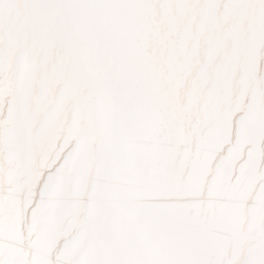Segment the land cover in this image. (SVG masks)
Masks as SVG:
<instances>
[{
    "label": "bare ground",
    "instance_id": "1",
    "mask_svg": "<svg viewBox=\"0 0 264 264\" xmlns=\"http://www.w3.org/2000/svg\"><path fill=\"white\" fill-rule=\"evenodd\" d=\"M264 11L210 13L198 3L178 9L151 0L141 17V55L152 79V116L131 141L124 182L140 184L144 159L174 169L189 183L170 193L188 201L189 221L202 224L238 199L240 227L264 201V79L250 60L264 50L257 28ZM59 82L37 77L23 89L0 80V264H95L108 246L90 211L93 177L58 170L55 191L37 192L56 157L71 109ZM18 104L22 120H18ZM70 140L71 137H68ZM51 182V181H50ZM125 198L124 219L140 249V264H161L175 241L156 219L140 215L156 185Z\"/></svg>",
    "mask_w": 264,
    "mask_h": 264
},
{
    "label": "snow or ice",
    "instance_id": "2",
    "mask_svg": "<svg viewBox=\"0 0 264 264\" xmlns=\"http://www.w3.org/2000/svg\"><path fill=\"white\" fill-rule=\"evenodd\" d=\"M151 0H0V80L21 89L33 79L43 86L59 82L71 109L64 133L49 146L55 164L41 176L37 192L49 195L62 165L74 177H93L89 205L97 237L108 246L95 264H140V249L124 216L129 193L156 185L157 195L141 203L140 215L158 221L175 245L161 264H264V201L241 229L238 199L216 210L202 224L189 221L188 201L170 193L185 178L174 169L144 159L138 185L124 182L132 138L152 116V79L141 55V17ZM178 9L199 5L204 13L225 10L264 11V0H158ZM257 34L264 37V16ZM264 79V50L250 60ZM18 104V120H22ZM68 137H71L69 140ZM51 181V182H50Z\"/></svg>",
    "mask_w": 264,
    "mask_h": 264
}]
</instances>
